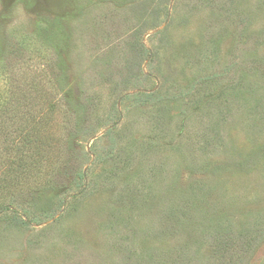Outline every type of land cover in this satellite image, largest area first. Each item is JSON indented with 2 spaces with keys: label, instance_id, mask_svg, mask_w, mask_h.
<instances>
[{
  "label": "rangeland",
  "instance_id": "374dc122",
  "mask_svg": "<svg viewBox=\"0 0 264 264\" xmlns=\"http://www.w3.org/2000/svg\"><path fill=\"white\" fill-rule=\"evenodd\" d=\"M234 4L0 0V89L23 94L0 143L53 124L16 140L27 173L9 209L0 189V264H264V0ZM79 170L87 188L58 208ZM178 194L188 234L167 217Z\"/></svg>",
  "mask_w": 264,
  "mask_h": 264
},
{
  "label": "trees",
  "instance_id": "16d2710c",
  "mask_svg": "<svg viewBox=\"0 0 264 264\" xmlns=\"http://www.w3.org/2000/svg\"><path fill=\"white\" fill-rule=\"evenodd\" d=\"M235 0H233V10H236V5L234 4ZM237 11V10H236ZM238 15V14H237ZM248 16H245V20H248L247 18ZM235 19H237V23H242L243 19L240 17H236ZM258 34H254L255 37H257L256 39L252 40V44H254L255 46L257 45V43H259L258 39L260 41H264V30H260L258 32H255ZM257 35V36H256ZM259 64V63H258ZM1 70V69H0ZM6 84H4V86H2V88L0 89L1 91L5 92L8 96H2L1 91H0V128L2 127L1 124L9 122L10 118H11V114L14 116L15 113L12 112H7L8 110V105L11 106V103L14 102V105L16 107H18L20 105V108H23V94L22 91H19V95L21 96H15L12 92V90L10 89V87L13 86V84L10 85V87L8 86V82H6ZM19 88V87H18ZM254 89V87H253ZM6 90L9 92L7 93ZM16 90V87H15ZM180 94L182 93H178V95L180 96ZM127 96V95H126ZM162 96V95H161ZM160 95H157L156 92H144V91H137V93L135 94V96L133 97V101H137L139 103H144V102H151L153 100H155L156 102L159 101L161 99ZM176 95H172L173 98H175ZM19 97H21V99H19ZM128 97V96H127ZM138 97V99H137ZM139 97H141L139 99ZM56 101L57 99H55V101L49 102L47 104V107L49 108V112L52 110L54 111V106L56 105ZM74 107H81L82 104H76L73 103ZM53 108V109H52ZM76 110V109H74ZM79 111H81V109H79ZM29 114V112H27V115ZM43 114L41 115H37L35 118L31 117V119H28V121L25 123L26 127L24 129H17L16 131H14L13 135H12V139H4V143H0V147H1V151H0V161L2 159H6L4 162H2L3 164H6L7 167V172L5 173V178H1L0 179V189H5L4 186L6 187V195H9V200L6 203V205H3V209H9L11 206H13L16 200V196L13 193V189L12 187L19 183L21 181V179H23V176L26 172V170L24 169L23 166H25L24 164V160H23V153H13L12 151L14 150L15 146L18 144L16 142V140L22 139V141L24 142L25 140H27L30 137V132L31 130L33 131L36 127H44L47 126L48 128L52 127L53 124H48L45 119L50 117L51 115L45 117L44 121L42 119ZM30 118V115L28 116ZM43 121V122H42ZM42 122V123H41ZM77 122V121H76ZM1 131V129H0ZM22 131V133H20ZM82 134H89V131L83 130L82 129ZM108 132V130L106 131V133ZM1 133V132H0ZM8 134V133H7ZM35 140L33 141V143H38L41 141V139L39 138H34ZM16 143V144H15ZM210 141H208L209 145ZM10 144V145H9ZM9 145V146H8ZM213 147V149L211 150L212 152H214V150H216V145H211ZM209 146H202L201 148H206ZM216 148V149H215ZM61 152V151H60ZM59 150L56 151V156L58 155L57 153H60ZM78 152L79 156H84V154L82 152ZM90 152V151H89ZM109 153L107 155H109L110 157L113 156L111 151H108ZM92 162L95 161L96 159V155H93L92 158ZM30 162V160H29ZM40 162V161H39ZM42 163V162H40ZM46 175H51V171L50 169H48L46 171ZM85 175L86 173L83 172L82 170H79L75 173V178H74V192L70 193V194H63V197L61 198L60 203L58 204V208H62L64 207L66 201H68L70 198L72 197H76L79 194H82L85 189L87 188V184L83 183L84 179H85ZM20 179V180H19ZM23 183V180H22ZM53 189V188H50ZM76 190V191H75ZM5 191V190H4ZM192 196V195H191ZM175 199V201H173ZM185 197H180V195L178 194V196H176L175 198L171 199V204L170 206L166 209V213H167V217L169 220H171L172 223L177 224V225H172V230H182L180 233H185L188 234L190 233L189 229L187 228V230L184 232V229L187 225H185V221L186 220V212L188 209V204H184L183 202L185 201ZM191 200V206L193 207L195 204L194 198H190ZM55 211L54 210H48L44 213H41L35 217H28V215H24L23 220H26L23 222V224H25L26 222H30L33 221L35 223H40V222H44L45 220L54 217L55 215ZM123 215H125V213H123ZM27 216V217H26ZM122 216L121 214L118 215V217ZM27 218V219H26ZM180 225V226H178ZM157 229V228H156ZM118 244H120V247H123L125 245V239H122L120 241H117Z\"/></svg>",
  "mask_w": 264,
  "mask_h": 264
}]
</instances>
